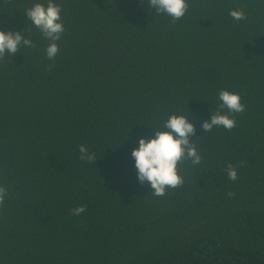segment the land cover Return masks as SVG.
Listing matches in <instances>:
<instances>
[{
    "label": "trees",
    "instance_id": "1",
    "mask_svg": "<svg viewBox=\"0 0 264 264\" xmlns=\"http://www.w3.org/2000/svg\"><path fill=\"white\" fill-rule=\"evenodd\" d=\"M54 2L53 62L25 14L47 0H0V30L35 45L0 63V264H264V0H189L175 24L147 0ZM221 89L246 111L205 132ZM171 114L194 123L202 163L156 197L131 153Z\"/></svg>",
    "mask_w": 264,
    "mask_h": 264
},
{
    "label": "clouds",
    "instance_id": "2",
    "mask_svg": "<svg viewBox=\"0 0 264 264\" xmlns=\"http://www.w3.org/2000/svg\"><path fill=\"white\" fill-rule=\"evenodd\" d=\"M10 2V0H5ZM152 11L157 15L170 17V22L175 24L183 19L189 10V0H147ZM62 8L54 0H47V4L35 3L25 10L28 21L38 29L42 37L48 41L45 52L48 60L55 61L59 52L58 41L65 32L61 17ZM229 15L240 22L247 19L243 9H232ZM23 46L35 47L32 39H24L20 31L4 32L0 30V63L6 57L15 56ZM54 63L48 66L51 71ZM219 104L211 119L202 122L201 127L205 132H210L214 127H223L231 131L237 126V114L246 111V105L242 103V97L237 92L221 89L217 94ZM226 110V111H225ZM153 138H140L139 146L132 150L131 156L135 161L137 179L141 185H148L152 194L163 197L168 189H176L185 183V177L181 175L182 168L190 162L195 167L202 163V155L198 150L195 139L194 123L185 115L171 114L159 127L153 128ZM79 159L87 163L97 161L94 152L85 145L79 146ZM244 161L233 165L228 163L224 169L231 181L238 180V168ZM228 196L234 195L229 192ZM10 193L6 186L0 185V208H3ZM86 211L85 205H80L71 210L73 216H80Z\"/></svg>",
    "mask_w": 264,
    "mask_h": 264
}]
</instances>
